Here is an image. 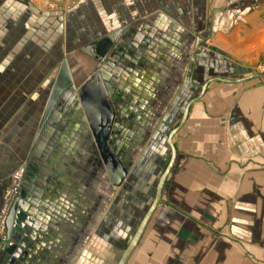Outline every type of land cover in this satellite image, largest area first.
<instances>
[{
  "label": "crops",
  "instance_id": "crops-1",
  "mask_svg": "<svg viewBox=\"0 0 264 264\" xmlns=\"http://www.w3.org/2000/svg\"><path fill=\"white\" fill-rule=\"evenodd\" d=\"M8 1L34 10L30 0H2L0 7ZM99 1L101 36L83 51L101 63L86 75L84 64L76 69L64 59L76 88L94 72L102 75L116 111L108 145L129 163L127 177L119 186L111 183L101 132L80 100L61 98L36 141L60 65L40 114L37 107L24 111L32 126L21 124L18 144L0 147V204L15 166L25 168L0 264H118L170 161L167 138L183 112L166 138L159 124L184 86L193 42L198 49L188 79L199 88L193 97L211 78L256 73L252 65L264 56V0H204V6L193 0L194 21L154 12V0ZM178 2L186 8V0ZM144 8L151 12L123 22L122 10ZM203 37L215 41L216 57L227 66L207 77L197 71ZM223 87L235 96L220 95ZM172 141L177 157L162 201L127 264H264V78L211 82Z\"/></svg>",
  "mask_w": 264,
  "mask_h": 264
},
{
  "label": "rangeland",
  "instance_id": "rangeland-1",
  "mask_svg": "<svg viewBox=\"0 0 264 264\" xmlns=\"http://www.w3.org/2000/svg\"><path fill=\"white\" fill-rule=\"evenodd\" d=\"M142 1L145 3L146 0ZM168 1L154 0L152 10L154 12L162 11L175 19L194 21L193 0H186V8L180 7L181 3L178 0ZM1 2L2 0H0V4ZM29 2L34 10L26 8L20 1L12 3L8 1L6 2L9 4L7 8L0 7V147L5 141L18 144L19 137L22 135L23 138V133L19 132V129L26 126L28 130L32 126L28 127L24 121V117H26L24 111L33 114L34 108L37 107L35 112L40 114L64 58H67L72 67H76V69L79 64H84L86 75L97 68V63H101L99 60L95 63L94 58L84 55L85 51H83L101 36V1L30 0ZM165 2L167 3L163 4ZM200 3L204 6V0H200ZM209 5H211L210 2L205 4L207 9L202 6L200 11L203 15L202 19L206 17L205 12L207 15L209 14ZM199 10L198 8L196 18ZM124 11L122 10L121 15L123 22L130 16L134 17L136 12L144 13L149 10L144 8ZM187 26L192 29L194 27L192 23ZM201 42L202 55L210 53L213 55L210 58V56L202 57V55L200 57L198 54L196 59L200 66L198 65L197 71L201 70L206 77L224 71L227 66L224 65L222 57H216L220 51L219 47L213 43L215 41L203 37ZM197 43L193 42L190 49L184 86L176 97V103L164 113L159 124V130H163L165 138L168 131L178 123L185 102L199 91V88L194 87L188 79L192 73L194 55L198 49ZM263 64L264 56L252 65V71L261 72L260 67ZM219 93L227 98L235 96L231 89L226 87H223ZM19 96L21 100L18 98L19 102L15 103V98ZM39 99L41 102L37 103L36 101ZM4 132L5 135H3ZM28 136L26 135V140H28ZM163 138L160 141L161 145L164 144ZM21 167L23 165L17 164L12 171L9 183L2 191V200L4 191L12 184L13 174ZM23 169L25 168L23 167ZM160 170L156 172L153 181L156 182ZM23 171L25 172V170Z\"/></svg>",
  "mask_w": 264,
  "mask_h": 264
},
{
  "label": "water",
  "instance_id": "water-1",
  "mask_svg": "<svg viewBox=\"0 0 264 264\" xmlns=\"http://www.w3.org/2000/svg\"><path fill=\"white\" fill-rule=\"evenodd\" d=\"M252 78H264V72H256L248 77L241 79H228L223 77H214L205 82L201 87V92L190 99L186 104L182 119L178 126L172 129L168 135L167 142L171 148V158L170 161L161 174L157 188L155 197L148 208L146 214L142 218L136 232L134 233L132 239L130 240L128 246L124 250L118 264H127L133 252L137 248L153 214L155 213L157 207L162 201L163 189L166 183V180L173 169L177 157V150L173 143V137L184 127L190 107L192 104L200 100L208 87V85L213 81H219L224 83H242L248 81ZM73 91H76L73 92ZM79 99H78V98ZM63 99L64 102L67 99L71 101L77 102L80 100L82 102L83 108L88 116L89 123L92 126L93 130L96 132H101V136H98L97 139L101 146V154L106 165V169L111 180V183L115 186H119L126 179L128 174V167L117 158V156L111 151L108 145V134L111 131L113 126V122L115 119V110L113 105L109 102L108 95L105 91V83L103 81V77L100 72L96 71L78 88L74 85V81L72 78V74L69 68V63L67 59H63L61 64L58 77L56 79L54 88L52 90L50 100L45 112V118L43 120V124L39 130L38 136L36 138L39 139V134L41 133L45 120L47 119V115L56 107L59 103L60 99ZM62 104V103H61ZM64 104V103H63ZM63 104L59 106V109H62ZM101 115V116H100ZM101 119H100V118ZM9 219V217H8ZM8 225V221H7Z\"/></svg>",
  "mask_w": 264,
  "mask_h": 264
},
{
  "label": "built area",
  "instance_id": "built-area-1",
  "mask_svg": "<svg viewBox=\"0 0 264 264\" xmlns=\"http://www.w3.org/2000/svg\"><path fill=\"white\" fill-rule=\"evenodd\" d=\"M261 72H264V64L260 67ZM25 169L23 167L19 168L12 176V184L4 191L3 200L0 204V250L3 244L7 240V221L11 211V207L19 194L20 191V178H23V173ZM20 171L22 175H20ZM19 176V177H18Z\"/></svg>",
  "mask_w": 264,
  "mask_h": 264
},
{
  "label": "bare ground",
  "instance_id": "bare-ground-1",
  "mask_svg": "<svg viewBox=\"0 0 264 264\" xmlns=\"http://www.w3.org/2000/svg\"><path fill=\"white\" fill-rule=\"evenodd\" d=\"M19 174L22 175V172L20 171ZM103 174H104V173H103ZM18 177H19V176H18ZM19 179H20L19 181H20V183H21L22 178L19 177ZM105 180H106V178H105ZM107 180H108V179H107ZM107 180H106V181H107ZM109 187H110V186H109ZM107 189H109V188L107 187Z\"/></svg>",
  "mask_w": 264,
  "mask_h": 264
}]
</instances>
